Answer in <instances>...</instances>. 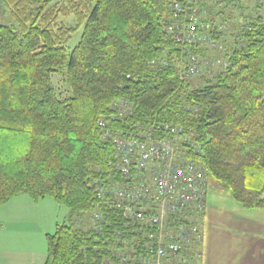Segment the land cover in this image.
Here are the masks:
<instances>
[{"label": "trees", "instance_id": "trees-1", "mask_svg": "<svg viewBox=\"0 0 264 264\" xmlns=\"http://www.w3.org/2000/svg\"><path fill=\"white\" fill-rule=\"evenodd\" d=\"M196 1L220 38L216 18L231 19L229 7L246 11L249 0ZM0 2L13 22L0 23V206L27 194L70 212L46 234L43 264H120L124 254L141 264L145 229L124 217L111 191L98 196L92 186L123 179L99 120L127 138H170L236 203L264 210V0L238 27L226 66L199 81L177 66L180 47L165 30L171 0ZM61 72L67 97L52 84ZM117 100L130 109L118 114ZM90 214L93 224L77 223ZM193 223L202 227V214Z\"/></svg>", "mask_w": 264, "mask_h": 264}, {"label": "built area", "instance_id": "built-area-1", "mask_svg": "<svg viewBox=\"0 0 264 264\" xmlns=\"http://www.w3.org/2000/svg\"><path fill=\"white\" fill-rule=\"evenodd\" d=\"M170 10L172 18L166 19L165 30L180 47L177 63L180 74L202 75L210 68L226 66V60L210 59L191 49L192 46L206 50L221 48L218 38L210 33L212 25L203 15L205 11L199 10L197 1L171 0ZM160 60L168 63L167 58ZM113 107L120 115L130 109L119 100ZM98 124L102 137L115 145L116 171L123 179L109 187L96 180L92 186L98 196L111 191L112 201L123 209L124 217L145 229L148 241L145 253L140 254L141 264H201L202 233L193 222L206 208L205 168L186 158L170 138H153L151 132L127 138L122 132H113L104 120ZM149 166L153 168L147 177ZM94 219H100V215L95 213ZM168 224L171 227L167 228ZM127 255L121 256L120 264H127Z\"/></svg>", "mask_w": 264, "mask_h": 264}, {"label": "crops", "instance_id": "crops-1", "mask_svg": "<svg viewBox=\"0 0 264 264\" xmlns=\"http://www.w3.org/2000/svg\"><path fill=\"white\" fill-rule=\"evenodd\" d=\"M224 191H207L201 264H264V210L245 209ZM24 195L0 206V264H43L45 235L59 222L54 200L33 201ZM22 227L32 234H25Z\"/></svg>", "mask_w": 264, "mask_h": 264}, {"label": "rangeland", "instance_id": "rangeland-1", "mask_svg": "<svg viewBox=\"0 0 264 264\" xmlns=\"http://www.w3.org/2000/svg\"><path fill=\"white\" fill-rule=\"evenodd\" d=\"M244 4H245V6H248L247 10L244 12L237 10V9H232L230 7L226 9L227 12L230 14L231 19L224 20L223 17H217L216 18L215 23H216V28L217 29L219 28L218 31L220 32V35H219L220 38H218V40H219V43H221V48L220 49H208L204 55L205 57L210 58V59H219V60L223 59V60H225L224 59L225 54H226V52H228V50L230 49V47L233 44L234 34L236 33L238 27L244 22V20H245L244 18L248 16V13H249L251 7L253 8L254 1L249 0V1H246V3L244 2ZM259 12L262 15H264V8L259 9ZM203 15L205 16L206 19L208 18L206 11H205V14H203ZM0 23L6 24V25H11L13 23L12 18L9 15L8 10H6V8L1 4V2H0ZM81 31L82 30L80 29L76 33H74L72 35L70 41L67 43L68 52H70V50L78 42ZM219 67H220V65L213 67V68H210L209 71L206 70L204 73L207 75L209 74V76H211L214 73V71L216 69H218ZM189 78H194L195 81L196 80L199 81L200 80V74H196V75L194 74L193 76H189ZM52 84L55 87L57 93L61 97H67L70 95V90L68 88V84L65 81V76L62 72L61 73H53ZM152 168L153 167H151V166H149L147 168V171H146L147 177H149L151 175ZM208 188H210V189L219 188V185L215 181L207 178V190H208ZM224 192L229 194L226 190ZM24 196H27V195H24ZM45 198H46V200H53L51 197H45ZM56 212L58 215V221H59L58 223H62L64 221H65V223H69V213L70 212H69V209L65 205L56 203ZM39 214H40V211L38 210V215ZM7 217L11 218V217H14V215H7L6 218ZM93 221H94V219L93 218L91 219V214H90V215H87V217L83 218L82 220H79L77 223L81 226L87 227V226L93 224L94 223ZM33 227L35 228L34 224H33ZM166 227L167 228L171 227V225L168 224V225H166ZM53 228H54V226H53ZM22 229L27 230V231H23V232H25V234H32V231L29 228L22 227ZM199 229L201 230V233H202V227H199ZM20 231H22V230H20ZM45 242H46V235H45ZM46 247H47V243H46Z\"/></svg>", "mask_w": 264, "mask_h": 264}]
</instances>
